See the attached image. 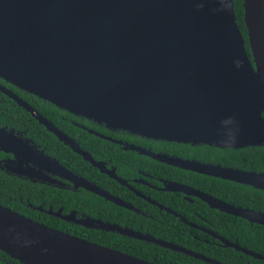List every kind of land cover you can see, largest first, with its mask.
Returning a JSON list of instances; mask_svg holds the SVG:
<instances>
[{
  "label": "water",
  "instance_id": "obj_1",
  "mask_svg": "<svg viewBox=\"0 0 264 264\" xmlns=\"http://www.w3.org/2000/svg\"><path fill=\"white\" fill-rule=\"evenodd\" d=\"M0 0V78L71 114L157 140L241 148L264 144V0ZM17 103L35 111L9 89ZM74 149L73 143L60 136ZM78 153L80 150L74 149ZM182 169L264 190V172L143 151ZM88 159V157H86ZM77 185L127 206L90 182ZM210 208L264 225V213L178 183ZM68 221L225 264L89 216ZM189 226H194L186 222ZM224 247L264 255L207 231ZM0 250L23 264H157L27 218L0 204Z\"/></svg>",
  "mask_w": 264,
  "mask_h": 264
},
{
  "label": "flooded vegetation",
  "instance_id": "obj_2",
  "mask_svg": "<svg viewBox=\"0 0 264 264\" xmlns=\"http://www.w3.org/2000/svg\"><path fill=\"white\" fill-rule=\"evenodd\" d=\"M0 86L27 103L54 128V131L49 130L32 111L19 105L0 89V176L23 182L20 186L9 188L2 200L4 203L0 202L2 206L48 226L56 223V220L79 225L54 214L60 210L62 216L73 212L74 219L89 216L161 239L154 233H158L170 221L189 226L181 220L183 218L195 225L189 227L212 237L207 233L215 232L209 228L213 225L211 215L204 208L202 200L192 193L169 190L167 187L169 183H178L195 191L213 194L185 181L188 174L186 169L160 162L143 153H164L214 164L196 158L199 145L147 138L60 108L37 107L32 97L21 95L23 90L3 79ZM60 136L69 139L74 149L81 153L64 143ZM72 176L90 182L129 207L86 190L77 185L80 181L72 180ZM3 190L6 192V189ZM53 192L58 196L65 194L66 199L56 204L50 197ZM69 194L88 195L89 199L75 205L71 204ZM224 215L233 216L224 213L222 221L228 219ZM214 239L210 242L215 244L217 241Z\"/></svg>",
  "mask_w": 264,
  "mask_h": 264
},
{
  "label": "trees",
  "instance_id": "obj_3",
  "mask_svg": "<svg viewBox=\"0 0 264 264\" xmlns=\"http://www.w3.org/2000/svg\"><path fill=\"white\" fill-rule=\"evenodd\" d=\"M233 4L237 24L245 39L247 53L251 56L248 46L247 31L243 21L242 0H233ZM15 90H17V88H15ZM18 91L20 92V90ZM21 93V95L32 97L37 107L58 110V107L55 105L35 95L28 94L24 91H21ZM262 115L264 117V112ZM197 145L200 146L196 149L197 152L195 154L198 159L247 171L264 172V144L241 148H220L207 144ZM201 147L202 149H199ZM186 171L188 174L184 178L185 181L203 187L214 196L229 202L241 204L242 206L264 211L263 189L198 172ZM22 184L23 182L16 181L15 179L0 176V202L4 199L9 188ZM3 189H6V192ZM67 196H69L71 204L75 205L80 204L85 199H89L88 195L69 194ZM91 196L96 198L95 195ZM50 197L51 200H55L54 202L56 204L66 199L65 194L58 196L55 192L51 193ZM203 205L211 215L213 225L209 228L247 249L264 255V225L252 223L244 218L229 215H224L228 219L222 221L223 212L210 208L205 202H203ZM49 226L157 264H211L184 253L126 235H121L116 232H106L80 225H72L62 220H56V223H51ZM154 234L162 237L164 240L202 253L225 264H264L263 260L254 258L232 247H224L219 244L218 239L209 237L203 232L179 222L170 221L166 223L164 228L160 229L158 233ZM203 239H208V241ZM213 239L217 241V243H211L210 241ZM0 264L23 263L11 258L0 250Z\"/></svg>",
  "mask_w": 264,
  "mask_h": 264
}]
</instances>
